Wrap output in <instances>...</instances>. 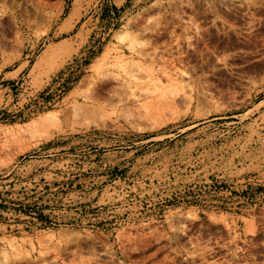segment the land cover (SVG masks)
<instances>
[{
    "label": "rangeland",
    "instance_id": "374dc122",
    "mask_svg": "<svg viewBox=\"0 0 264 264\" xmlns=\"http://www.w3.org/2000/svg\"><path fill=\"white\" fill-rule=\"evenodd\" d=\"M0 264H264V0H0Z\"/></svg>",
    "mask_w": 264,
    "mask_h": 264
},
{
    "label": "bare ground",
    "instance_id": "6f19581e",
    "mask_svg": "<svg viewBox=\"0 0 264 264\" xmlns=\"http://www.w3.org/2000/svg\"><path fill=\"white\" fill-rule=\"evenodd\" d=\"M127 33L123 32V33H120V38L123 39L125 36H126ZM49 116H55L54 112H49L47 113L46 115L42 116L41 120L42 121H47V120H50L51 118H48Z\"/></svg>",
    "mask_w": 264,
    "mask_h": 264
},
{
    "label": "crops",
    "instance_id": "0c3cea01",
    "mask_svg": "<svg viewBox=\"0 0 264 264\" xmlns=\"http://www.w3.org/2000/svg\"><path fill=\"white\" fill-rule=\"evenodd\" d=\"M116 7H118V6H116Z\"/></svg>",
    "mask_w": 264,
    "mask_h": 264
}]
</instances>
